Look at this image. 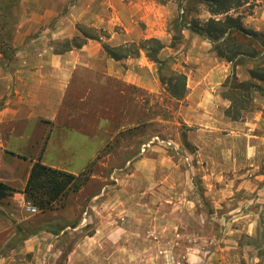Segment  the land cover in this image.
<instances>
[{"label":"rangeland","instance_id":"1","mask_svg":"<svg viewBox=\"0 0 264 264\" xmlns=\"http://www.w3.org/2000/svg\"><path fill=\"white\" fill-rule=\"evenodd\" d=\"M158 1L169 3L170 31L182 0ZM261 1L251 0L248 10ZM23 5L17 0L18 21L9 42L14 50ZM198 11L201 18L208 16L202 6ZM95 30L124 38L121 25ZM5 38L2 31L0 51ZM176 63L169 60L163 75L178 72ZM162 86L154 94L134 90L139 98L134 108L128 88L123 96L108 85L89 89L82 100L84 90L75 88L55 124L0 125V180L19 190L38 157L73 173L93 161L88 181L68 191L62 207L40 211L21 192L1 200L0 264H264V152L246 165L226 164V172L212 174L213 166H205L191 144L196 128L182 121L180 102Z\"/></svg>","mask_w":264,"mask_h":264},{"label":"crops","instance_id":"2","mask_svg":"<svg viewBox=\"0 0 264 264\" xmlns=\"http://www.w3.org/2000/svg\"><path fill=\"white\" fill-rule=\"evenodd\" d=\"M67 1L21 0L26 5L16 28L14 58L10 61L0 54V125L17 120L55 124L69 103L67 93L75 88L84 90L78 100L85 99L89 89L98 91L108 85L123 96L128 88L133 108L139 104L134 90L154 94L161 85L158 63L149 59L144 49H139L137 56L114 59L101 41L91 38L63 52L53 48L54 41L79 34L77 23L108 32L121 25L124 38L112 31L106 42L118 45L156 38L162 44L157 58L166 64L176 61L178 72L185 75L183 97H172L163 84L162 89L180 102L182 121L196 128L191 144L198 148L197 156L205 160V166H213L212 174L218 171L220 175L231 166L238 168L260 159L264 152V94L254 90L253 110L234 120L224 113L230 100L221 93L226 78L233 74L239 81L252 80L264 88V81L250 77L247 65L233 66L217 57L209 39L188 29H183L181 40L172 45L171 30L165 26L171 16L169 3L133 0L126 6L121 0H72L63 13ZM242 20L247 28L264 35V1Z\"/></svg>","mask_w":264,"mask_h":264},{"label":"trees","instance_id":"3","mask_svg":"<svg viewBox=\"0 0 264 264\" xmlns=\"http://www.w3.org/2000/svg\"><path fill=\"white\" fill-rule=\"evenodd\" d=\"M251 0H182L179 6L182 12L170 22L172 33L171 44L182 38V30L188 29L211 42L212 51L219 58L233 64H244L252 79L264 81V35L261 32L247 28L243 24V16L251 13ZM17 0H0V33L6 35L5 47L1 53L5 57L14 56L15 50L9 44L18 19L15 18ZM198 6H202L208 16L201 18ZM245 7L243 11L238 9ZM193 12L196 15H193ZM79 31L69 39L54 41L56 52L80 47L88 38L101 41L103 49L114 59L137 56L139 49H144L149 59L158 63L159 79L168 93L178 99L185 93V75L170 70L168 76L162 74L167 68L165 61L157 58V52L162 47L161 42L153 37L141 39L139 42H126L112 45L102 41L108 34H100L94 27L77 24ZM12 30V31H11ZM11 38V39H10ZM7 50L8 53H5ZM5 53V54H4ZM225 88L221 93L230 100V105L224 110L226 116L237 120L241 111L252 110V91L264 93V88L252 80L239 81L233 74L223 83ZM190 145V144H189ZM185 146L187 144L185 143ZM92 162L78 173H72L43 163L38 157L31 165L26 181L17 189L6 181L0 180V202L15 192H21L40 211L62 207L61 199L68 191L76 192L84 185L92 174Z\"/></svg>","mask_w":264,"mask_h":264},{"label":"built area","instance_id":"4","mask_svg":"<svg viewBox=\"0 0 264 264\" xmlns=\"http://www.w3.org/2000/svg\"><path fill=\"white\" fill-rule=\"evenodd\" d=\"M26 208H27V210L32 211V212H34L36 210V208L32 204H30L29 202L26 203Z\"/></svg>","mask_w":264,"mask_h":264}]
</instances>
